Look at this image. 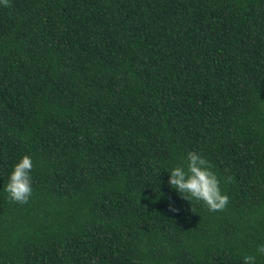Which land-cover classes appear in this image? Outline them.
Wrapping results in <instances>:
<instances>
[{
    "label": "trees",
    "instance_id": "16d2710c",
    "mask_svg": "<svg viewBox=\"0 0 264 264\" xmlns=\"http://www.w3.org/2000/svg\"><path fill=\"white\" fill-rule=\"evenodd\" d=\"M188 150L225 210L166 184ZM22 155L0 264H264V0H8L0 189Z\"/></svg>",
    "mask_w": 264,
    "mask_h": 264
},
{
    "label": "clouds",
    "instance_id": "9594fccd",
    "mask_svg": "<svg viewBox=\"0 0 264 264\" xmlns=\"http://www.w3.org/2000/svg\"><path fill=\"white\" fill-rule=\"evenodd\" d=\"M8 0H0V6H7ZM33 160L31 155H22L12 165L3 183V193L6 198L17 203H26L32 195ZM166 184L175 190L180 199L202 202L212 212L225 210L229 203L220 188V180L212 170L207 159L195 150H188L181 158V162L171 165L167 170ZM172 212L179 209L169 204ZM256 252L264 255V243L258 244ZM256 256L244 255L242 264H255ZM94 264V261H93Z\"/></svg>",
    "mask_w": 264,
    "mask_h": 264
}]
</instances>
